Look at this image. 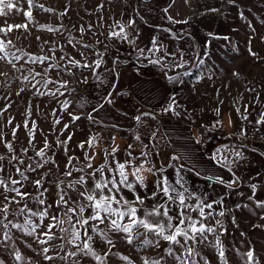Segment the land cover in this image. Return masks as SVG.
<instances>
[{"label": "rangeland", "instance_id": "obj_1", "mask_svg": "<svg viewBox=\"0 0 264 264\" xmlns=\"http://www.w3.org/2000/svg\"><path fill=\"white\" fill-rule=\"evenodd\" d=\"M11 2L14 7L11 9L4 7L3 13H0V42L5 49V52H0V56L4 57L0 59V137L5 142H11L14 154L24 160V165L20 166L22 169L30 162L28 157H34L33 149L43 148L45 140L50 145L47 156L56 162L46 164L35 173H27L29 180L23 182L21 190L35 196L37 193L31 180L47 173L44 187L49 189L46 194V203L50 204L56 199V187L52 183L53 180L63 179L67 182L83 174L73 171L71 177H64L65 165L69 157L76 158L72 161L76 167H82L87 163L85 156L93 157L91 161L93 167L88 169L91 172L102 165L115 166L113 156L108 155L106 159V150L111 151L112 147L118 148L115 159L121 163L129 158L127 155L129 151L133 157H140L142 150L153 151L151 145L148 149H143V145L150 144L149 134L154 132L156 125L148 126L142 122L137 127L133 119L135 115L127 117L116 110L118 106L125 105L128 92L121 91L120 87L116 86L112 93L115 104L112 106L105 104L104 108L98 112L93 111L101 96L107 94L116 77L106 73L105 66H102L99 72L104 73L106 83L98 84L93 81L90 71L72 67L68 61L75 59L84 62L86 58L87 62H91L97 58L96 51H105L104 44H114V47H109L105 52L104 59L106 67L112 68V58L119 55L120 63L116 67L121 79L130 81L133 85L138 84L133 81L134 75L135 78L141 77L142 81L146 80L143 75H139L143 69L137 70L141 63H144L147 65L144 70L152 76L149 83H154L160 76L169 84L158 67L148 64L146 60L137 61L138 49L144 48L147 51V48L151 46L153 35H157L158 43L163 42L169 52L173 51L174 47L182 49L185 53L184 58L189 62L187 70L190 75L182 77V83L175 84L176 89L174 88L173 91L176 96L183 93L190 97L191 102H193L192 99L197 98L208 105L214 103L211 112L214 110L216 114L212 115L215 117L211 119V122L215 120L222 122V127L219 128L224 136L218 147L235 145L236 150L243 151L245 157L236 163V167H233V171L241 181L239 187L234 186V190H229L220 184L209 186V182L203 178L205 175H220L225 181H230L232 177L224 168L214 165L208 154L199 151L196 143L192 148H190L192 144L188 142L184 144L186 145L183 146L184 148L177 149L181 160H172L171 164L184 165L181 175L184 176L192 191L202 196L206 195L208 201L223 197L225 209L231 210V213H226L224 218L217 217L224 220L227 228L221 240L225 247L228 264H244L242 256L249 249H254L259 264H264V208L258 207L256 203L264 201V155H261L264 153V125L259 126V132L253 129V124L259 115L264 113V0H236L239 7L227 3V0H188L187 4L185 0H175L169 9V15L175 20L187 19L186 25L169 24L163 19L162 9L169 0H146V2L144 0H31V3L29 0H11ZM211 7L218 8L220 11L207 12V9ZM136 11L139 15H136ZM241 11L245 19L240 18ZM140 17H143V21ZM130 18L136 20L135 27L139 29V38L136 43L130 45L127 42L109 41L107 37L111 31L110 26L116 21L127 22ZM16 25L26 27H13ZM155 25L171 28L173 32H183L185 38L190 33L195 38L194 46L199 45L198 51L204 55V64L198 65L197 61L193 60L192 49L189 47V44L193 42L187 39L175 41L168 34L159 32L153 27ZM128 31L130 37H135L136 33L132 29ZM209 32L221 38L213 40L210 50H206L204 42ZM84 44L92 47L84 48ZM249 48L256 53L255 56L249 53ZM41 57L50 59L43 63L38 59L33 62L34 58ZM177 71L183 72L184 69ZM37 73L40 75H36ZM234 73L239 75H233ZM175 74L176 72H169V75ZM202 75L203 78H201ZM85 76L88 77V83L81 82ZM45 81L52 83H48L45 87ZM63 82H67L68 88L67 90L61 88L60 92L64 93L61 95L56 90ZM53 92H56V95H52ZM64 101L69 105L66 110L62 106ZM246 107L247 112H245ZM237 108L240 109L239 113L236 111ZM216 109H219V114ZM89 113L93 115L96 123L85 118ZM242 115H247L248 120L243 121ZM72 116L81 118L73 121ZM237 118L242 122V127L247 130L246 138L224 131L226 124L235 131L238 126ZM203 126L206 125H202L201 128ZM132 127L133 130H131ZM13 130H15V136H13ZM29 130H32L34 134L31 144H29L31 138ZM155 133L156 139L153 141L161 145L159 155L167 161L168 153L166 155L161 151V149L165 150V146L157 137L158 132ZM69 136L71 140H68ZM93 136L96 137V141L92 147H89L86 141ZM135 136H139L140 140H136ZM113 137H115L114 141ZM192 138L196 141L195 137L192 136ZM57 139L67 143L57 146ZM227 139L230 141H226ZM81 143H84L83 149L78 147ZM129 145H132L131 149ZM241 145L247 147L242 148ZM22 148L28 149L27 156L22 154ZM253 148L256 151H252ZM0 154L6 157L12 155L7 152L4 142H0ZM139 161L141 160L136 159L134 163L138 165L141 163ZM12 163L14 164L15 161ZM0 164L4 166V172L0 175L5 178L11 176L14 179H20L15 175V168L9 164L7 158L0 161ZM154 165L156 169L160 168L157 163ZM33 166H35L34 162ZM166 169L163 175H167L174 182V168L166 167ZM187 169H193V171ZM104 171L107 175L108 168L105 167ZM127 171L130 174L132 168H127ZM196 171H199L201 175L196 176ZM142 174L146 177L147 191L151 193L156 177L148 172ZM96 175L98 179L100 174ZM129 179H132L131 175ZM91 183L92 181L89 180L88 186H91ZM252 183L258 184V191L250 200L249 197L252 196L250 184ZM17 187L21 186L17 185ZM2 191L3 189L0 188V192ZM137 191L144 196L143 189L138 187ZM68 192L73 199L78 198V192L70 189ZM124 194L132 199V194L127 190ZM8 195L12 196L14 193H8ZM4 203L6 201L3 195H0V207H3ZM27 203L33 210L38 207L31 197L28 198ZM146 203L150 206L153 201L147 200ZM18 207L16 204L11 205L9 219H14L11 213ZM216 208L219 210V205H216ZM195 215L193 213V216ZM232 216H235L236 224L232 223ZM18 219L22 223L24 218ZM44 223L46 226L48 220ZM212 223L215 222L212 221ZM101 227H106V223ZM11 231L15 243L9 242V248L0 249V259H3L5 264H71L70 259L67 262L46 261L42 255L38 254L39 248L59 245L62 243L61 240L54 239L48 245H38L22 232L16 229ZM53 232L57 237L61 235L58 229H53ZM113 239L116 243L112 253L128 256L134 264H143L145 257L156 258L168 247L165 242H161L158 249L145 247L138 251L137 249L140 248L138 241L133 247L123 242L120 235H113ZM209 239L211 240L212 236H209ZM29 244L31 248L27 247ZM93 246L101 254L108 248L99 241H96ZM13 249L21 254V261H16L14 254H9L13 252ZM68 250L74 251L69 245H65V251ZM176 250L179 252L178 248ZM199 251L210 264H219L212 249L199 246ZM48 254L55 256L56 252L50 251ZM81 264H95V262L84 258ZM106 264H125V262L110 254ZM165 264H175V262L171 257H166Z\"/></svg>", "mask_w": 264, "mask_h": 264}, {"label": "snow or ice", "instance_id": "obj_2", "mask_svg": "<svg viewBox=\"0 0 264 264\" xmlns=\"http://www.w3.org/2000/svg\"><path fill=\"white\" fill-rule=\"evenodd\" d=\"M146 2V0H144ZM31 3V0H29ZM175 0H169V3L162 9L163 19H165L169 24H188V20H175L171 15H169V9L173 6ZM188 3V0H185ZM227 3L237 6L236 0H227ZM4 7L9 9L13 8L11 0H0V13H3ZM220 10L215 7L207 9V12H219ZM30 15V14H27ZM136 15L139 12L136 11ZM241 19H245L243 12L239 13ZM143 21V17H140ZM136 20L130 18L127 22L116 21L114 25H111V31L107 37L109 41L115 42H127L130 45H134L136 40L139 38V29L135 27ZM13 27H26L16 25ZM159 32L166 33L168 36L179 41L182 39H187L193 43L189 44L192 49L191 55L193 60L197 61L198 65L204 64V55L198 51L199 45L194 46L195 38L189 33L187 38H185L183 32H173L171 28H162L160 25H155ZM129 29H132L136 33L135 37H130ZM255 29H253L254 31ZM83 31V30H81ZM221 37L216 36L214 33H207V39L204 42V48L210 50L212 41L215 39H220ZM227 39V37H223ZM71 43V41H69ZM100 43V42H98ZM114 44H104V52L96 51V59L87 62L77 61L75 59H70L68 63L72 67L81 68L92 73V79L98 84H105L106 77L104 73L99 72L102 66H105V72L111 73L116 80L119 79V73L117 71V65L120 63L119 55L112 58L113 67L107 68L106 61L104 59L105 52L109 47H114ZM75 47V45H73ZM84 48L92 47L91 45L84 44ZM249 53L253 56L256 53L248 49ZM0 52H5L2 42H0ZM163 53L162 55H158ZM210 55V53H206ZM7 55V53H5ZM83 56V53H81ZM185 53L182 49L177 47L173 48V51L169 52L163 42L158 43V36L153 35L151 39V46L145 51L144 48L138 49L137 61L146 60L148 64L156 66L164 74L165 78L169 84H179L182 83V77L190 75L187 68L189 67V62L184 58ZM0 56V59H3ZM39 60L43 63L45 60L50 59L49 57L34 58L33 62ZM179 69H184L183 72L177 71ZM169 72H176L175 75H169ZM36 75H40L37 73ZM233 75L238 76V73ZM203 78V75L201 76ZM210 78V77H209ZM82 83H88V77H84L81 81ZM51 81H45L44 86L46 87ZM67 90V82L60 84V88L56 91L60 92V89ZM116 89V82L114 81L109 88L107 94L101 96L97 107L93 111L98 112L100 109L104 108L107 104L112 106L115 104V100L112 93ZM252 91V89H249ZM42 94V93H41ZM56 95V92L51 93ZM63 95V92H60ZM121 95L123 93H117ZM62 106L66 110L68 108V103L66 101L62 102ZM181 107L179 101L176 98V94H170L165 105H162V114L171 113L173 116H180L178 109ZM237 113L240 109H236ZM217 114H219V109H216ZM247 112V107L245 108ZM144 117H149L153 120L156 119V115L152 112H144L135 115L133 119L137 124L143 122ZM80 116H72V120H79ZM85 118L93 123H96L93 115L91 113L87 114ZM241 119L243 121L248 120L247 115H242ZM59 123V121H56ZM261 125H264V113H261L258 119L253 124V129L256 132L260 131ZM222 127V122L217 120L211 125L210 129L215 130L217 127ZM27 127V125H25ZM116 127V125H113ZM31 144L32 139H34V134L32 130H29ZM248 133L245 128L237 133L238 137H247ZM13 136H15V130H13ZM113 141L115 137L112 138ZM136 140H140L139 136L135 137ZM155 132L149 134L150 144H144L143 149H148L151 145L153 149H156V154L159 155L158 144H151V141L155 140ZM71 140V136L68 137ZM96 141V137H90L86 143L89 147H92ZM0 142H4V146L8 153H12L10 156H5L0 154V161L8 159L9 164L15 168V175L19 176L20 179H14L11 176L5 178L0 175V188L3 189L0 195H3L4 203L3 207H0V249H7L11 242L14 244L12 237V229H16L22 232L25 236L31 237L38 245H48L50 241L54 239H59L62 241L61 244L55 245L53 247H41L39 248L38 254L43 256L46 261L60 260L69 261L71 264H81L82 259L88 258L95 262V264H106L107 257L115 255L118 259L125 262V264H134V262L128 256H124L121 253H112V248L115 247L116 241L113 239V235H120L121 240L128 245L135 247V242H139L140 248L138 251L143 250L145 247L159 248L161 242H165L168 247L164 249L162 254H158L156 258H143V264H165V258L171 257L175 264H210L208 259L202 255L199 251V246H204L210 248L214 251L219 264H228V260L225 254V247L222 243L221 237L227 232L225 223L223 219L227 214L231 213L230 209H225L224 198H218L212 201H208L207 196L200 195L187 185V182L181 171L184 169V165H173L169 163L168 167L174 168V182L169 179L167 175H163L167 171L163 164L159 169L155 168V165L146 167L150 164L151 152L142 150L140 157H133L131 151L128 152V159L123 163L115 159V153L118 151L117 147H112L111 151L106 150V159L108 155L113 156L114 167L111 164L102 165L99 168L93 169L91 172L88 169H92V159L91 156H85L87 163L82 167H76L72 164V161L76 159L75 157H69L68 163L65 165L64 177H71L73 171L83 173L75 180H69L65 182L63 179L53 180L52 183L56 187V199L53 203H46L49 189L44 187V181L46 176H39V178L32 179L31 183L35 192V196L30 192H23L21 189L23 187V182L29 180L27 173L37 172L38 169H42L46 164H55L54 160H51L47 156V151L50 145L47 140L44 142V147L34 151V157H28L29 163L25 168H21L24 165V160L14 154L13 145L11 142L3 141L0 137ZM57 146L61 144H66L67 141H60L57 139ZM195 143L200 144L202 141L196 139ZM81 149L84 148V143L78 145ZM129 149L132 145L128 146ZM241 147H247L246 145H241ZM256 151L255 148L251 149ZM21 152L23 155L27 156L28 149L22 148ZM67 152V148H65ZM264 155V153H261ZM39 157V159H35ZM231 157V158H230ZM243 151H237L236 146H220L215 149V151L209 157L213 161L214 165L224 168L231 174L232 179L230 181H225L220 175H205L203 178L209 182V186L212 184H220L225 186L229 190H234V186L239 187L241 181L240 178L236 176L235 171H233V165L244 159ZM140 159V164H135L134 161ZM179 156H172L170 160L178 161ZM15 161L13 164L12 162ZM33 162L34 165L33 166ZM58 167V165H57ZM105 167L108 168V174H105ZM131 167L132 172L129 174L127 168ZM188 171H193V169H187ZM4 172L3 164H0V173ZM144 172L151 173L156 177L153 184V190L151 193L147 191L146 177L142 174ZM97 173L100 174L97 179ZM129 175L132 179H129ZM196 176H200L199 171L195 172ZM89 180L92 181L91 186L89 185ZM20 185L21 187H17ZM79 186V188L77 187ZM144 190V196H141L137 191V188ZM73 192H78V198L73 199L68 190ZM250 189L252 196L249 199L255 197L258 191V184H250ZM125 190L132 194V199L125 196ZM8 193H14V195L9 196ZM227 196V193H225ZM19 197V199H17ZM31 197L32 201L38 206L35 210L28 207V198ZM43 197V198H42ZM67 197V199H66ZM159 197V199H157ZM152 200L153 203L149 206L146 201ZM257 206L264 208V201H257ZM12 204H16L19 207L11 213L14 219H9V209ZM22 205V206H21ZM71 205V206H70ZM216 205H219V210H217ZM55 209V211H53ZM90 210V211H89ZM87 213V214H86ZM193 213L196 215L193 216ZM23 217V222L21 223L18 219ZM35 218V220L33 219ZM45 220H48V224L45 226ZM214 221L215 223H212ZM106 227H101L105 225ZM232 223L236 224L235 216H232ZM67 225V227H65ZM43 229V230H41ZM53 229H58L61 235L57 237L53 232ZM91 233V234H90ZM212 236V239H209ZM143 238V239H141ZM96 241L102 242L107 245V250L101 254L93 246ZM65 245H69L71 249L65 251ZM27 247L31 248L29 244ZM179 249L177 252L176 249ZM36 251L35 249H33ZM56 252V255H49L48 253ZM61 253H63L61 255ZM14 259L16 261H21L22 256L18 251L13 249ZM199 258V259H197ZM242 259L244 264H259V259L255 255L254 249H249L243 254ZM0 264H5L3 259H0Z\"/></svg>", "mask_w": 264, "mask_h": 264}, {"label": "crops", "instance_id": "obj_3", "mask_svg": "<svg viewBox=\"0 0 264 264\" xmlns=\"http://www.w3.org/2000/svg\"><path fill=\"white\" fill-rule=\"evenodd\" d=\"M141 64L142 65L137 70L143 69V72H140L141 74H138L143 75L146 80L142 81L141 77L135 78L134 75L133 81L138 84L133 85L130 83V81L128 82L127 80L124 81V79H121L120 74L119 79L115 80L116 86H119L121 91H126V93L128 92L127 95L125 94L127 96V102L122 107L121 105L118 106L116 110L127 117H131L149 111L156 115L155 120L149 117H144L143 122H145L148 126H150V124L156 125L154 132H158L157 137L161 139L160 141L165 146V150L161 149V151H163L166 155L168 153V157H166L167 161H164L160 155L156 154V149H153V151H149L151 152V161L149 165H146V167H150L151 165L157 163V165L160 167L161 164H163L166 169V167L168 168L169 162L171 161L170 163H172V160H170L172 156L175 155L180 157V153L177 151V149H181V147H183L184 144H188V142L192 144L190 148L195 145V141H193L192 136L195 137L197 132L200 131L201 126L209 125L211 119L215 117L212 116L213 114H216L214 113L215 111L213 110L214 112H211L212 108L214 107L212 104L214 103L208 105L203 101L200 102V100H198L197 98L192 99L193 102H191L190 97L186 96L187 94L182 93L176 96L177 100L181 105V107L178 109V111L180 112V116H173L171 113H168L166 115L162 114L161 107L162 105L166 104L169 95L174 93L173 89L176 87V85L167 84L165 80H163L160 76H158L154 83H149V81L151 80L150 78H152V76L149 75V72L144 70L146 69L147 65L144 63ZM215 102H217V100ZM224 120L222 121L224 122ZM237 120L238 126L235 131H232L231 128L227 126V124L225 125L226 130L224 131L226 133H233L237 136V133L241 130V127L243 125L242 122H240L239 118H237ZM212 122H216V120ZM136 126L138 127V124H136ZM133 129L134 128L132 127L131 130ZM196 139L197 138L195 137V140ZM226 141L229 142L230 139H227ZM151 144L157 143L151 141ZM199 145L200 144L197 145L196 143V146L198 147L199 151L205 153V151H203ZM159 148H161V145L158 143V151ZM211 154H208V156H211ZM179 160H181V157ZM177 165L179 164L177 163ZM235 165L236 163L233 165V167H236Z\"/></svg>", "mask_w": 264, "mask_h": 264}, {"label": "built area", "instance_id": "obj_4", "mask_svg": "<svg viewBox=\"0 0 264 264\" xmlns=\"http://www.w3.org/2000/svg\"><path fill=\"white\" fill-rule=\"evenodd\" d=\"M214 123L215 122H210L209 125H206L205 127L203 126L195 136L197 139L202 141V143L199 145L201 149L208 154L213 153L224 138L222 130L219 128V126L215 130H206V128L210 129L211 125Z\"/></svg>", "mask_w": 264, "mask_h": 264}, {"label": "water", "instance_id": "obj_5", "mask_svg": "<svg viewBox=\"0 0 264 264\" xmlns=\"http://www.w3.org/2000/svg\"><path fill=\"white\" fill-rule=\"evenodd\" d=\"M66 182V181H65ZM56 193V192H55Z\"/></svg>", "mask_w": 264, "mask_h": 264}]
</instances>
